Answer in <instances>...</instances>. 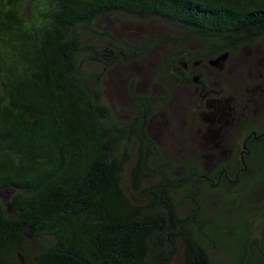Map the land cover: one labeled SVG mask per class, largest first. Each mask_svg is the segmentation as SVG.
Returning a JSON list of instances; mask_svg holds the SVG:
<instances>
[{"label":"trees","instance_id":"16d2710c","mask_svg":"<svg viewBox=\"0 0 264 264\" xmlns=\"http://www.w3.org/2000/svg\"><path fill=\"white\" fill-rule=\"evenodd\" d=\"M112 12L170 20L182 35L159 38L197 36L206 45L197 57L230 55L264 36V0H0V189L12 188L0 199V264H19L14 250L35 232L52 240L33 264H170L179 239L183 264H212L170 191L190 186L193 194L200 180L241 182L246 192L264 164L257 100L240 125V149L221 160L216 177L204 159L181 160L186 171L176 174L159 158L147 122L162 96L133 94L134 115L115 121L81 68L84 57L98 59L82 44L84 26ZM131 137L133 194L122 178ZM238 264L264 260L242 255Z\"/></svg>","mask_w":264,"mask_h":264},{"label":"rangeland","instance_id":"374dc122","mask_svg":"<svg viewBox=\"0 0 264 264\" xmlns=\"http://www.w3.org/2000/svg\"><path fill=\"white\" fill-rule=\"evenodd\" d=\"M175 26L157 15L112 12L99 17L84 26L82 44L98 59L84 57L82 74L87 82L99 84L102 100L118 122L134 115L133 94L162 96L147 122L159 158L175 165L176 174L186 171L179 166L181 160L204 159L201 165L216 177V166L241 147V123L248 108L256 100L264 108V36L226 56L219 69L208 61L215 55L191 56L206 51L197 36L179 43L159 38L180 37L182 32ZM193 73H200L197 81ZM256 115L264 117V109ZM217 124L223 129L218 134L213 133ZM136 144L132 137L126 142L122 175L132 194L128 175L137 156ZM259 170L257 179L244 187L250 192H242L241 182L210 187L200 180L193 194L190 186L170 191L212 264H238L242 255L251 262L264 260V164ZM11 192L12 188L0 189V199L5 201ZM51 240L50 235L27 234L13 254L19 264H33V255ZM184 246L179 239L170 264H183Z\"/></svg>","mask_w":264,"mask_h":264},{"label":"water","instance_id":"95a60500","mask_svg":"<svg viewBox=\"0 0 264 264\" xmlns=\"http://www.w3.org/2000/svg\"><path fill=\"white\" fill-rule=\"evenodd\" d=\"M226 56H228V53H226V52H222L220 55H218V56H215V57H213V58H209V63H211V65L212 66H215V67H218L219 69L223 66V64H224V58L226 57ZM193 79L195 80V81H197V79H198V76L197 75H195L194 77H193Z\"/></svg>","mask_w":264,"mask_h":264},{"label":"flooded vegetation","instance_id":"af4514ba","mask_svg":"<svg viewBox=\"0 0 264 264\" xmlns=\"http://www.w3.org/2000/svg\"><path fill=\"white\" fill-rule=\"evenodd\" d=\"M198 60H196V62H197ZM208 61H209V58H208ZM185 66V65H184ZM199 75H200V73H198ZM198 74L197 73H193V77L195 76V75H197L198 76Z\"/></svg>","mask_w":264,"mask_h":264}]
</instances>
